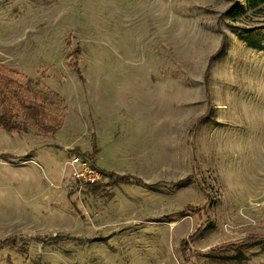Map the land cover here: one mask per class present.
Wrapping results in <instances>:
<instances>
[{
	"label": "rangeland",
	"instance_id": "1",
	"mask_svg": "<svg viewBox=\"0 0 264 264\" xmlns=\"http://www.w3.org/2000/svg\"><path fill=\"white\" fill-rule=\"evenodd\" d=\"M0 66L62 121L0 128V264H264V4L0 0Z\"/></svg>",
	"mask_w": 264,
	"mask_h": 264
},
{
	"label": "trees",
	"instance_id": "2",
	"mask_svg": "<svg viewBox=\"0 0 264 264\" xmlns=\"http://www.w3.org/2000/svg\"><path fill=\"white\" fill-rule=\"evenodd\" d=\"M245 2L248 8H258L260 5L264 4V0H242ZM243 11L241 6H231L227 8L222 16L228 18H236ZM3 70V67L0 66ZM0 69V128L6 132H16V133H26L29 130V126H33L39 135L41 136H52L56 133V131L60 128L62 121L61 119L50 113V110L47 109V105H52L54 102L45 96H38L36 94H32V97L28 100L22 99L19 95L18 87L7 75ZM77 72L78 69H76ZM79 77L80 73H79ZM82 79V77H81ZM14 83V86L10 88V86ZM14 101H12V99ZM14 102L18 103V107L20 110V115L12 109V105ZM21 116L23 120H18V117ZM28 122V123H27ZM93 151L96 152L95 146H93ZM102 183H95L86 185V189L93 192L94 194L99 193L102 188ZM195 210H199L200 215V207L198 206ZM194 210V211H195ZM200 227V225L198 226ZM196 230V229H195ZM200 228L192 233L191 236L193 238ZM186 239H181V244L184 245ZM264 240V235L262 236H248L246 237L244 243L253 244L256 242H261ZM228 244V245H227ZM226 246H237L234 243H227ZM225 246V245H221Z\"/></svg>",
	"mask_w": 264,
	"mask_h": 264
},
{
	"label": "built area",
	"instance_id": "3",
	"mask_svg": "<svg viewBox=\"0 0 264 264\" xmlns=\"http://www.w3.org/2000/svg\"><path fill=\"white\" fill-rule=\"evenodd\" d=\"M63 167L64 169H70L76 186L80 188L89 184L98 183L101 179V173L89 161L79 155H69L64 161Z\"/></svg>",
	"mask_w": 264,
	"mask_h": 264
}]
</instances>
